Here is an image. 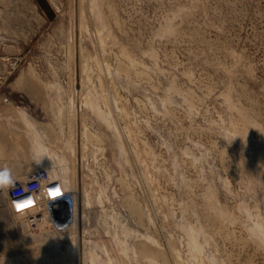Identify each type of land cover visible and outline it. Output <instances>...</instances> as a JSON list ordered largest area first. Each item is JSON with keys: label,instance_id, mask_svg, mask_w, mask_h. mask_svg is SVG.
I'll list each match as a JSON object with an SVG mask.
<instances>
[{"label": "rangeland", "instance_id": "rangeland-1", "mask_svg": "<svg viewBox=\"0 0 264 264\" xmlns=\"http://www.w3.org/2000/svg\"><path fill=\"white\" fill-rule=\"evenodd\" d=\"M40 4L0 25V107L35 108L78 219L0 206V264H264V0Z\"/></svg>", "mask_w": 264, "mask_h": 264}, {"label": "crops", "instance_id": "crops-1", "mask_svg": "<svg viewBox=\"0 0 264 264\" xmlns=\"http://www.w3.org/2000/svg\"><path fill=\"white\" fill-rule=\"evenodd\" d=\"M0 10V25L10 21L9 14H14L13 23L20 24L22 16H28L27 29L32 35L38 32L40 22L45 25L50 19L40 0H0ZM39 121L34 107H0V167L8 166L16 182L29 177L46 159L45 153L39 152V143L45 142L44 135L37 137L43 133ZM6 191L0 189V206L9 207Z\"/></svg>", "mask_w": 264, "mask_h": 264}, {"label": "built area", "instance_id": "built-area-1", "mask_svg": "<svg viewBox=\"0 0 264 264\" xmlns=\"http://www.w3.org/2000/svg\"><path fill=\"white\" fill-rule=\"evenodd\" d=\"M19 59L12 61L11 65L18 63ZM61 188V194L52 197L51 191ZM7 199L14 214L26 215L29 225L38 226L43 222L42 208L48 213V222L55 231H66L78 219L79 196L76 189L65 186L59 178H55L46 167L34 170L26 179L16 182L14 187L7 188ZM31 198L33 203L23 209L17 210V203H26Z\"/></svg>", "mask_w": 264, "mask_h": 264}, {"label": "clouds", "instance_id": "clouds-1", "mask_svg": "<svg viewBox=\"0 0 264 264\" xmlns=\"http://www.w3.org/2000/svg\"><path fill=\"white\" fill-rule=\"evenodd\" d=\"M15 183H16V181L13 179L12 170L6 165L0 167V189L14 187ZM51 192L54 194L58 193V195H60L61 194V188L59 186H57L56 189L54 191H51ZM52 197H54V196H52ZM32 203H33V201L31 200V198H29L26 203H17L16 208H17V210H23V209L29 207Z\"/></svg>", "mask_w": 264, "mask_h": 264}, {"label": "snow or ice", "instance_id": "snow-or-ice-1", "mask_svg": "<svg viewBox=\"0 0 264 264\" xmlns=\"http://www.w3.org/2000/svg\"><path fill=\"white\" fill-rule=\"evenodd\" d=\"M50 195H52V196L55 197V196H58V193H55V194H54V193L50 192Z\"/></svg>", "mask_w": 264, "mask_h": 264}]
</instances>
